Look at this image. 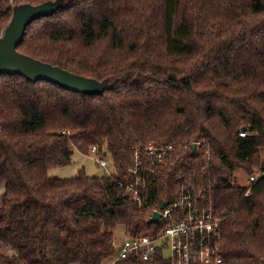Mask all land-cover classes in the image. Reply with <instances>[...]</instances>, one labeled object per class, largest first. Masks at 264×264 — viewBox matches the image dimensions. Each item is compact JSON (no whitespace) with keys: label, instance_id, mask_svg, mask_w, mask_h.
Instances as JSON below:
<instances>
[{"label":"trees","instance_id":"obj_1","mask_svg":"<svg viewBox=\"0 0 264 264\" xmlns=\"http://www.w3.org/2000/svg\"><path fill=\"white\" fill-rule=\"evenodd\" d=\"M48 1L0 0V37L16 6ZM18 50L111 83L90 96L0 75V264H170L115 262L119 226L162 227L126 193L134 152L151 143L175 146L155 203L199 184L224 218L221 264H264V161L256 182L234 177L264 154V0H64ZM93 146L113 175L50 176Z\"/></svg>","mask_w":264,"mask_h":264},{"label":"built area","instance_id":"obj_2","mask_svg":"<svg viewBox=\"0 0 264 264\" xmlns=\"http://www.w3.org/2000/svg\"><path fill=\"white\" fill-rule=\"evenodd\" d=\"M194 145L198 149L200 143ZM174 148V144L151 143L135 150L134 164L130 169L134 182L126 187V193L140 208H151L152 216L159 212L161 215L156 223L162 227L155 235L127 234L123 240L115 239V262L132 259L136 263H145L160 255L170 264L222 263L221 225L224 218L217 215L215 204L211 197H207L204 188L187 182L178 190L176 200L167 202L164 208L158 206L151 196L150 190L160 174V168L171 161ZM97 152L98 148L93 146L90 155L102 167H107L108 163ZM258 178L259 175L250 176L249 183L256 182Z\"/></svg>","mask_w":264,"mask_h":264},{"label":"water","instance_id":"obj_3","mask_svg":"<svg viewBox=\"0 0 264 264\" xmlns=\"http://www.w3.org/2000/svg\"><path fill=\"white\" fill-rule=\"evenodd\" d=\"M63 4L64 0H59L39 5L23 4L14 8L12 20L0 37V75H22L32 82L47 81L76 93L102 95L109 88L110 81L100 82L74 74L34 59L18 50L24 40L27 27L38 19L55 14ZM195 149L194 145L193 150ZM166 206L167 202H163L162 207ZM160 215L159 212H155L150 223H156Z\"/></svg>","mask_w":264,"mask_h":264},{"label":"rangeland","instance_id":"obj_4","mask_svg":"<svg viewBox=\"0 0 264 264\" xmlns=\"http://www.w3.org/2000/svg\"><path fill=\"white\" fill-rule=\"evenodd\" d=\"M108 163L107 167H102L95 157H92L90 154L85 155L76 152L73 156V162L71 165L59 169H52L50 171V176L57 178H69L74 177L78 174L81 169H85L86 173L91 176H108L109 174L115 173V167L113 160L110 156L104 158ZM264 161V154H260L256 157L254 164L246 169L244 167L238 168L235 173V182L240 186L249 185V172H254L253 175L258 176L261 172V165ZM246 169V170H245ZM249 172H248V171ZM115 237L118 240H123L127 237V233L124 226H119L115 231ZM115 258H109L104 262V264H112Z\"/></svg>","mask_w":264,"mask_h":264},{"label":"crops","instance_id":"obj_5","mask_svg":"<svg viewBox=\"0 0 264 264\" xmlns=\"http://www.w3.org/2000/svg\"><path fill=\"white\" fill-rule=\"evenodd\" d=\"M4 193V187L3 186H1L0 187V205H1V203H2V199H1V197H2V194Z\"/></svg>","mask_w":264,"mask_h":264}]
</instances>
